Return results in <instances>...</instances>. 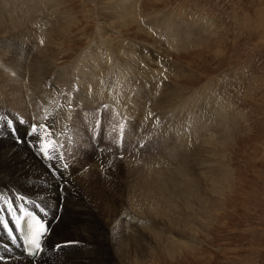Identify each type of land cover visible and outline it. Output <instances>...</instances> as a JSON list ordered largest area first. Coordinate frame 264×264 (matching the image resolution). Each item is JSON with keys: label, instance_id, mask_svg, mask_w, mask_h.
Returning <instances> with one entry per match:
<instances>
[{"label": "rangeland", "instance_id": "1", "mask_svg": "<svg viewBox=\"0 0 264 264\" xmlns=\"http://www.w3.org/2000/svg\"><path fill=\"white\" fill-rule=\"evenodd\" d=\"M58 1L62 5L61 13H63V15H65V17L71 21L69 25L70 27L72 26L71 31L67 32L64 45L65 47L62 49L63 54L59 56L56 62L57 69H62L69 65V63L78 53L81 52V50L86 49L91 45L88 40L97 36L100 31L96 28L97 24L104 25L106 28L108 27L106 20L113 9L114 0H108L109 5L107 6L101 5L98 0ZM117 1L118 0H115L116 5ZM138 1L140 7L142 8L140 12H142L144 16H150L154 19L158 18V16L169 17L173 23H185L189 25L193 28L192 30L194 33H200L203 38V42L200 45L189 47L185 51L176 52L165 49L164 46L161 45L162 43L158 41L157 37L151 34L149 27H146V29L142 28L140 31H138L137 24V26L129 25L130 27L127 26L122 28L120 33H112L113 31H110L111 28H108L107 31L111 33L112 38L115 39L113 45L114 48L123 47L124 49L126 43L131 42L132 44L136 45V48L134 45L132 46L134 50H140H136L137 54H135L134 57L141 56V58L147 59V63L143 60L146 66H149V63H152L150 60L151 57L153 58L152 60L154 62H158L159 67L163 70V73L157 79V81L161 84H159V91H163L164 88H166L165 90L168 89L167 91H179L180 94L178 93L177 95L178 100H176L175 105L178 106L182 101L188 100L191 103L190 107L193 108V111L190 112V110L185 109L187 107L184 104L176 108L178 112H176V110L173 112L168 110L163 111L149 109L148 103L146 108H144V105H142L143 107L141 106V108L148 109L149 113H152V120L154 122H159L160 126H165L168 124V118H165L167 115L168 117H173V119L176 121V119L182 120L183 118L181 115L184 114L183 117L186 119L191 117H197V120H202V117H206V119L208 118V120L212 122V125L208 123L210 128L218 121V112H220V109H224L223 114H229L227 117L228 127L225 129L227 132H221L219 139H214V135H209V140L205 144H207L206 148H209L207 149V152H209L208 154H210V151H213L214 153L216 152L217 157H215V159H217L218 163L221 162L222 164L224 171L223 176L220 177V180L224 181V178H228L229 180L228 182H222V192L217 196H214L215 194H212L211 192H208V194L206 192L205 195L210 197V201H214L215 203L213 204L212 202V205L209 203L202 210L194 213V215L201 218V221H194L196 226L192 230L197 233V236L191 240L192 242H189L187 239L189 243H182V241H184L182 240L183 237L175 240L171 237L172 234L169 235L174 227L170 226L165 216H163L165 211L163 212L161 209V206H163L161 204H151V206L156 207V211L159 209V215L156 217L157 219L149 225V220L147 221L146 218H144V206L142 203L136 202L134 203L136 207L134 205L131 206L129 204L130 201H127V195H131L132 197V195L135 194L139 197L141 193L145 191L144 189H147V187L149 188L150 183L148 181V177L143 172H135L143 166L129 164L131 165L130 168L134 169H130V172H134L135 175H127V173H125L126 169L128 168L126 165L127 163L125 162L128 161L127 156L129 153L130 156L131 154H136L134 157L145 158L146 156H150V150H153L154 147L156 150H158L161 146H163V141H166L170 151H167L164 148L162 155L152 158V161L160 157H168L169 159L171 155V158H176V156L180 153L186 154L185 150L180 152L181 149L175 143V136L171 132L169 135H167V139L165 138V140H162L159 138L157 131H155V133L151 136L150 133L147 132L148 128L140 124V121L136 122V119L130 117L129 114L122 113L123 116H121V114L115 109L105 108V103L103 104L100 102L107 99L102 92L97 93L94 97H90L86 91V94L88 95L87 100L96 104L92 105L90 109L86 108V105H83L84 103H81L79 99H75L72 96L73 93H71L76 89L75 85H71L75 82L74 74L77 72L81 73L82 66H76L75 73L67 74V71H64L58 75L51 74L45 83H39L34 87L27 85V82L30 84L28 72L25 71V68H23L22 70H19V72L16 71L17 73H15L14 63L11 62V60L9 61L8 56H11L12 54L14 57H16V59L18 58L20 61H23L21 58V55H23L24 61L27 60L26 64H28L29 59H27V56L31 54L30 52L33 49L31 47H27L28 42H24L23 34L25 31H23L22 35H20L24 26H21L18 31L14 30L10 32V17L13 19V13L16 16L17 14L15 10L9 11V3H12L10 0H0V26L3 22L6 23H3L4 25H7L6 27H0V46H5L4 49L6 50V52L2 53L3 58L0 57V76L2 77V79L0 77V84L4 81V84L10 85L11 82L9 77H14V75H12V71L14 74H16L13 81L15 83H21L22 91H46L45 85L47 82L56 83L54 91L65 89L63 90L64 93H71L72 106L75 108V110L78 109L77 111L79 113L76 114V121L78 123L79 135L83 137L82 141L85 142L86 139L88 140L87 135L82 134L83 132L86 133V127L82 122L94 124L97 123V120H99L101 123L106 124V126L110 128L111 132L110 130H107V133L110 132L109 134L112 135L111 137L114 136L111 138V140H106L110 141L112 145L111 150L113 152L109 153L107 151V156L111 158L109 160L111 162H109V165L111 166L114 163V165L111 166L113 172L111 174H105V176L102 174L104 177H101L107 181V184H103V179L102 181H98V179H96L93 182L95 184H99V186L94 187L95 189L100 187L103 189L105 188L104 191L107 193L109 191L114 202V207L112 208L115 210V214L113 216H101V213L97 212L96 209H94L95 206H93L91 203L87 204V207L81 208L80 205L85 204L87 199L84 193L83 198L81 192L79 193L78 189L74 187L73 195L71 194L72 198L70 199L71 196H69V201L74 200V203H77L76 207L80 209L71 210L72 206L68 207L64 210L65 214L63 215V218L58 216L57 221L52 222V224L56 225V227H59L57 229L55 227V229L50 227L51 233L48 236L49 243L48 245L46 243V246L48 249H50V252H52V247L56 245L53 240H57V242L63 241L60 244L70 240L80 241L79 245L76 247V251L75 245H73L63 248L61 251H59L60 253L58 252L61 254V264L66 262V255L68 253V255L71 254L68 259L70 264L74 263L72 258H75V264H78L80 259L81 264H92V262H90V259L93 257L92 254L82 255L80 257L73 256L74 253H78V251L80 252L87 246L95 249V253H99V250L102 252L104 251L106 253L104 255L106 257L104 258V262L107 264H264V0ZM39 9L40 8L38 7L37 10ZM31 14L32 12L29 14L26 13V15H20L19 18L24 19V22H26L31 19V16L32 18L36 17L37 12H34L32 15ZM39 25L47 26V23L35 24L31 28V32L34 35L37 34L33 32V29H36ZM26 26H29V24H26ZM26 28L27 27H25V30ZM114 29L116 31L118 28L116 27ZM44 32L45 30H42V33ZM95 33H97V35H95ZM29 36L32 37L31 35ZM32 42H39L38 45H41L39 40H32L29 42V44ZM94 43L99 45V39L95 38L93 44ZM12 44H15L14 48L18 56L15 54ZM99 48L104 49L102 46ZM145 48L152 54L157 51L160 54L161 64L159 57L143 55L144 52L147 54V50ZM91 49L92 48H89V50H87L88 57L91 54ZM152 50H154V52ZM93 65H95V62H93ZM106 65L108 67L110 66L109 64ZM92 67L93 66L89 68L86 67L85 69L91 70ZM139 67L141 66L139 65ZM5 73L6 75H4ZM106 74L107 73H103L101 80H104L108 77H110V79L112 78L111 80L114 79V75L109 76V74H107V76ZM21 75L22 77H20ZM26 75L27 78L24 77ZM164 75H167V79L163 78ZM130 77L131 79L134 78L132 76ZM81 78L86 79L85 81H81L82 84H80L82 86L83 84L85 86L92 85V81L89 80V77H87V79L81 75V77L78 79L79 82ZM116 79L119 80L117 83V89L118 91H122V83L126 80L121 77H116ZM167 82L169 84H167ZM11 85L13 84L11 83ZM92 86L94 88V85ZM145 86H148L147 80ZM6 87L9 88V86ZM11 90L13 91L12 87ZM126 92L124 91V93ZM201 95L205 99V101H203L205 102L204 107L199 101V96ZM23 96L33 116L34 112L39 110V108L42 113L41 106L38 104V102L34 103L33 101H30L28 98H26L24 93L23 95L20 93V97L22 98ZM122 99H125V97H122ZM64 101H68V97L66 95H61L60 101L57 102L58 106L65 107V105H68L67 102L66 104L63 103ZM82 102L84 101L82 100ZM21 104L23 103L21 102ZM228 104L230 106H228ZM225 106L229 108L231 107V109L228 110L229 112L226 108H223ZM32 107H34V109H32ZM4 110H0V116H4L8 113L14 116L16 115L14 114L15 112L19 113L21 116H27V114L18 112L14 108H7ZM198 111H203V113H199ZM125 114L127 116H125ZM82 116L85 117L83 121H81ZM170 121L172 122V120ZM235 121L239 124L238 128L236 127L237 123ZM161 122H163V124H161ZM233 124H235V126ZM141 125L143 128H141ZM121 126H123L124 133L122 141L121 133H119L121 132ZM168 127L171 128L172 126L168 125ZM2 129L3 127L0 128V133H2ZM233 130H238V132L236 131L235 134L233 133L234 135L230 136L231 134L229 135V133ZM21 132V136H23L24 130L22 129ZM200 133V129L194 128V131L191 132V135L196 138ZM224 134H227L228 143L221 146L220 141H222ZM10 138L15 142L11 136L8 137L5 134L0 136V141L9 143L10 141H8V139L11 140ZM170 140H172L174 143H172ZM82 141L81 139L77 141L75 140L76 146L82 145L81 155L79 156L78 154H75V156H79L76 158V160L89 161L92 156H89L86 153V150L90 155H93L96 151L90 143H87L89 147H86ZM120 142L125 143V146H119ZM168 142H171L172 144ZM2 144L0 143V152L9 147V145ZM22 145H24L25 149L30 153V159H37L32 155L25 143L20 144V146ZM67 146L68 145L64 144L65 148H63L68 150L69 146L68 148ZM176 149L180 153L173 154L172 152H178ZM9 150H11V147H9ZM98 153H101L99 157L106 156V153L103 151ZM115 154L118 156V158ZM121 156L122 158H120ZM187 156L188 155H185V157ZM27 157L29 156H20L21 159H19V161L23 166V169L16 163H4L0 159V190L4 189L10 193V190L16 189L28 197H33L35 190L33 189L30 191L24 189L22 185H27L29 183L30 185L28 186L31 188L32 184L34 187H38L42 186L38 181L43 180L36 177V174L30 173L32 165L30 164V160ZM205 157L206 156H203L202 159ZM113 159H116L117 161L112 162ZM188 160L190 161L191 158L182 162L177 174H174L178 181L182 182L184 178H188L187 176L190 177L195 172V169L196 172L203 170H200L198 167L201 163L200 160H191L192 163L190 165H188ZM37 161L39 162L38 159ZM143 162L149 163L148 160L147 162L146 160ZM174 165L172 166V169L174 168ZM207 166H210V161ZM42 168L45 169L44 167ZM188 168L190 169L189 171ZM192 171L194 172L192 173ZM115 172L118 173L116 175H112ZM139 172L140 174H138ZM159 175H161V173L154 176ZM208 182L206 185H208ZM177 186L178 188L175 191L177 194L174 192V196L179 198L175 197V201L177 199L185 200L181 184H178ZM153 187L156 189V191H161L162 193V190H160L161 184L159 182H156ZM79 189L82 190L81 188ZM169 196H171V193ZM60 199L59 202L62 204V202H64V198L60 197ZM178 200L176 203L183 204L185 202L184 200ZM136 208L140 211H134ZM81 210H89L92 212V214H87L86 219H83V221L81 220L75 224L74 222L81 218L78 216V212ZM129 210H132V212ZM53 215L54 214H52V216ZM71 216H73V218H70ZM92 220H94V224H92ZM71 221L73 224H71ZM191 223L192 221L190 220V225ZM132 224H141L144 227L141 235H139V229V236L134 241L133 239L125 238L122 235V232L125 235L130 233L131 228L133 227ZM147 225L150 227L152 226L153 230L151 232L155 233L154 236H150L147 229H145V227L147 228ZM105 226L107 228H105ZM88 230L90 232L89 235L101 231L102 234L107 236L109 239V236H112L113 239L118 238V242L120 241L122 244H125L126 248H130V251L119 253V255H117V253L112 247H110L109 244H106L105 247L104 242L97 241L95 238L96 236L93 240L85 236ZM129 236L134 237L133 234H129ZM168 240L170 242L181 244L179 245V248L175 250L169 248L166 249L159 245L160 243L165 247L169 242ZM5 247L7 253L11 255L9 249L14 250L13 245H5ZM11 256L14 258L19 257H16L15 255ZM78 257L79 260L77 261L76 259H78ZM45 260L46 259L43 258L42 263ZM101 262H103V259H101Z\"/></svg>", "mask_w": 264, "mask_h": 264}, {"label": "bare ground", "instance_id": "2", "mask_svg": "<svg viewBox=\"0 0 264 264\" xmlns=\"http://www.w3.org/2000/svg\"><path fill=\"white\" fill-rule=\"evenodd\" d=\"M98 1L100 2L101 5H104V6L109 5L108 0H98ZM10 2H12V3H9L10 4L9 5L10 10L9 11L15 10L16 14H17V16H16L12 12L14 15L13 19H11V17H10V24H9V27L11 26L10 32L14 31V30L18 31V29H20L21 26H24L23 30H21V34L20 33L19 34L22 35L23 31H25V33L23 34L24 42H28L27 47H31L33 50L30 52L31 54H29L27 56V59H29L28 64H26L27 60L24 61L23 55H21V58L23 59V61H20L18 58L16 59V57H14L12 54H11V56H8V59H9V61L11 60V62L14 63V68H15L14 72L15 73L19 72V70H22L23 68L26 69L25 71H27L29 74L28 79H29V83H30V84H28V82H27V85H31L34 87V86H37L39 83H45V81L47 80V78L51 74L58 75V74L63 73L64 71H67V74L75 73L76 66H82L81 73L77 72L74 74L75 75L74 76L75 77L74 83H76V84H74V83L71 84V85H75L76 89H75V91H72V92L70 91V92L73 93L72 96L75 99H79L81 101V103H84L83 105H86V108L90 109V107L92 105H96V104L92 103L91 101L87 100L88 95L86 94V91L88 92L90 97H94L97 93L102 92L106 96L107 99L105 101H100V102L110 103V104L114 105L118 110H120L123 114L127 113L130 115V117H133L134 119H136V122L140 121V124H142L146 128H148L147 132L150 133L151 136L155 133V131L158 132V136L162 140L163 139L165 140V138L167 137V135H169L170 132L175 136L174 141L178 145V147H180V149H181L180 152H183L184 150L186 152V154L180 153L178 151L179 148H178V150L176 149L178 152H176V153L172 152L173 154L180 153L176 156V158H171V156H172L171 155L169 159H168V157H162V158L160 157V158H157L154 161H152L153 160L152 158L159 157L162 155V151L164 148L167 151H170L166 141L162 142L163 146H161L158 150H156L155 147L153 146L155 150L154 149L150 150L151 151V152H149L150 156H146L145 158L134 157V156H136V154H134V155L131 154V156H130V153L128 154V152H127L128 161H125V162L127 163L126 165L128 166V168L126 167L127 169H126L125 173H127V175L128 174L135 175L134 172L133 173L130 172L131 170H134V169L130 168L131 165H129V164H136L138 166H143V167H140L135 172H137V171L143 172L148 177L149 183L152 185L151 186L149 184V188L147 187V189H144L145 191H143L139 197L136 196L135 194H133L132 197H131V195H127V201H130L129 204L131 206L132 205L135 206L134 203H136V202L142 203V205L144 206V209H143L144 210L143 211L144 212V218H146L147 221L148 220L150 221V222L148 221L149 225L154 220H156L157 219L156 217H158V215H159V213H158L159 209H158V211H156L157 210V209L155 210L156 207L151 206V204L157 203V204L163 205V206H161L162 207L161 209L163 210V212L164 211L165 212H164V215L163 214H160V215L165 216V218L168 221V224L170 226L174 227V229L169 233V235L172 234L171 237L175 240H178L181 237H183L182 240H184V241H182V243L192 242L191 240H193V238H195V236H197V233L195 231H193L192 229L196 226L195 222L201 221V218L194 215V213L199 211V210H202L209 203H211V205H212V202H213V204L215 203L214 201H210V197L205 195L206 192H207V194H208V192H211L212 194H215L214 196H217L218 194H220L222 192V185H223L222 182L223 183H224V181L228 182V180H229L228 178H226V179L224 178V181L220 180V177L223 176V171H224L222 164H221V162L218 163L217 159H215V157H217L216 152L214 153L213 151H210V154H208L209 152H207V149H209V148L208 147L206 148L207 144H205L209 140L208 139L209 135H214V137H215L214 139H219L221 132H224V133L227 132V131H225V129L228 127V118L227 117L229 116V114L228 113L223 114L224 109H220V112H218L219 119L216 123L213 124V126L211 128H210V126H208V123H210V125H212V122H210L208 120V118L206 119V117L205 118L202 117V120H200V119L197 120V117H191V118L186 119L185 117H183L184 114L181 115L180 112H179V114L182 116L183 119L182 120L176 119V121H175V119H173V117H171V116L168 117V115L166 114L167 117H165V118L166 119L168 118V121L172 124H170L168 122L167 125L160 126L159 122H154L151 118L152 113H149L148 109H144V108H146L147 103L149 104V109L163 110V111L168 110V111H173V112H175V110L178 106L180 107V105L184 104L187 107L185 109H188V110H190V112H192L193 108L190 107L191 103L188 100H186V101H182L181 104L177 106V105H175V103H176V100H178L177 95H178V93L180 94L179 91L178 92L172 91L171 89H170L171 91H167L168 89L165 90L166 88H164V90L160 92L159 91V84L160 83L157 81V79L163 73V70L159 67V65H158L159 63L154 62L152 60L153 58L149 57L152 63H149V66H146L144 64V61L147 63V59L141 58V56L134 57V55L137 54V51H140V50L139 49L138 50L136 49L137 51L134 50V48L132 46L134 45V47L136 48V45L132 44L131 42H127L124 49H123V47L122 48L121 47L120 48H118V47L114 48L113 45H114L115 39L112 38L111 33H109L107 30H108V28H111L110 31H113L112 33H114V32L120 33V30L122 28H125L129 25L133 26L136 24L138 25V26L136 25L138 31H140L142 28L146 29V27H149L151 34L157 37L158 41L160 43H162L161 45H163L165 49H168V51H176V52L185 51L189 47H194V46L200 45L203 42V38H202L201 34L200 33H194L192 30L193 28L190 27L189 25L185 24V23H173L169 17H164V16L162 17L160 15L161 17L158 16V18L154 19V18H151L150 16H148V17L144 16L142 14V12H140L142 10V8L140 7L138 0L137 1L136 0H118L117 5H116L115 0H114L113 9L111 10L109 17L106 20L108 27L106 28V27H104V25H98L97 24L96 28H97V30H100L101 32L99 31L98 35H97V33H95V35H97V36H95L94 38H90L88 40V42H90L91 45L90 46L88 45L89 46V47L87 46L88 48L81 50V52L78 53L74 57V59L69 63V65H67L66 67H64L62 69H57L56 62H57L59 56H61L63 54L62 49H64L63 47H65L64 45H65L67 32L71 31V27H72V26L70 27V25H69V23L71 21L67 17H65V15H63V13H61V9H62L61 6L62 5L60 4V2L58 0H10ZM38 7L40 8L39 10H37ZM29 11L32 12V14L34 12H37L36 17L32 18V16H31V19H29L26 22H24V19L19 18L20 15H26V13L29 14L30 13ZM3 23H5V22H3ZM3 23L0 26L1 28L7 26V25H4ZM44 23H47V26L46 25H39L36 29H33V32L37 35H34L31 32V28L35 24H44ZM7 24H8V22H7ZM26 24H29V26H26ZM25 27H27L26 30H25ZM116 27L118 29L115 31L114 28H116ZM149 28H147V29H149ZM42 30H45V32L42 33ZM204 31H206V30H204ZM150 32H149V34H150ZM29 35H31L32 37H30ZM37 36H39V37L43 36V37L39 38ZM95 38L99 39V41H100L99 45H97L95 43L93 44ZM32 40H39L41 42V45H38L39 42H32L31 44H29V42ZM128 41H130V40H128ZM14 45L15 44H12V47H13L14 52H15ZM101 46L104 47V49L99 48ZM4 47L0 46V57L1 58H3L2 53L6 52ZM89 48H92V49H91V54L88 57V53H87L88 51L87 50H89ZM154 49H156V48H154ZM152 51L154 52V50H152ZM146 52H147V54L145 52H144V54L142 52L141 53L143 55H150V56L159 57L160 64H161L160 54L157 51H155L154 54L150 53L149 50H147ZM15 54H16V52H15ZM87 57H88V60H87ZM93 62H95V65H93ZM106 64H109L110 66L108 67ZM155 64H157L158 66ZM139 65L141 67H139ZM91 66H93L91 70L85 69L86 67L89 68ZM117 66H119V67H117ZM106 67H108V68H106ZM155 67H157V68H155ZM10 68H12V67H10ZM14 72L12 71V75H14V77L13 78L9 77L10 82L13 85H11V83H10V85L4 84V81H3V83L0 84V110L3 111L4 109H7V108H14L18 112H21V113L23 112V113L27 114V116H21L19 113H16V112L14 113V114H16V115L18 114L20 117L24 118V121L26 122L25 125H17L19 128L20 135L22 133L21 132L22 129L25 131L27 124L36 122L33 119L34 116H38V117L42 116L45 113V111L52 113V116L50 117V119L48 121L49 123L52 122L53 118L59 122L55 126V133L59 135V138H61L62 133L67 131V129L63 125L66 124L65 122H69L70 127H71V132L68 134L67 138H69V136H72V139H71V141L66 139L67 143L70 144V146H69V148L67 146L68 150L67 149L65 150V151H67L68 154H70L69 158L71 159V161L69 163V177L63 179L62 176L59 175L58 178H54L52 173L50 171H48V168L45 165L44 166L40 165L39 162L34 158L30 159V153L25 149L24 145L20 146V144H16L11 138H10L11 140L8 139V141H10L9 143L0 141L1 144L3 143L4 145H9V147H11V150H9V147H8L7 149L0 152L1 161L4 163H7V162H11L12 164L16 163L17 165H19L23 169V166L20 164V161H19V159H21L20 156H22V155L29 156L27 158L30 160V164L32 165V169H31L30 173L36 174L37 175L36 177H38L39 179L42 177L41 180H43V181H40V180L38 181L40 183V185H42V186L34 187L32 184V188H31L30 186H28V185H30L29 183L27 185L23 184L22 186L24 189H27L30 191L34 189L35 191L33 193V197H29V198H32L33 202L38 203L43 209L46 210V212H48L50 214L51 213L54 214L53 216H56L58 214V216L63 218V215L65 214L64 210L68 207H71V206H72L71 210L80 209V208L76 207L77 203L76 202L74 203V200L69 201L72 198L71 194L73 195V192H74L73 188L74 187H76L78 189L79 193L81 192L82 195L84 193V195L87 199L85 204L80 205L81 208L87 207V204L91 203L93 206H95L94 209H96L97 212L101 213L100 214L101 216H113L115 214V210L112 208V207H114L113 206L114 202L111 198L109 191L107 193L104 191L105 188L103 189L100 187L98 189H95L94 187L99 186V184L98 183L95 184L93 181H95L96 179H98V181H102V179H103V181H102L103 184H107V181H105L103 177L105 176V174L107 175L108 173L111 174L113 172L111 166H113L114 163L110 166L109 160L111 158H109V156H107V152H106V156L99 157V155L101 153L99 154L97 152L96 148H94V147L93 148L96 152L93 155H90L89 152L86 150V153L89 156H92V158L89 161L76 160V158H78L81 155L82 145L76 146L75 140L77 141V140L81 139V141H82V138H83L81 135H79L78 123L76 121V114H79L77 111L78 109L75 110V108L73 107L72 110H67L66 108H59L56 105V103L58 101H60L62 92L64 93L63 90H65V89H62L60 91H54L56 83L47 82L45 85L46 91H22L21 83L20 82L15 83L13 81L15 78V75H16V74H14ZM103 73H107V74H109V76L114 75V79L111 80L112 78L110 79V77H108V78H105L104 80L103 79L101 80ZM1 75H2V73H1ZM4 75H6V73ZM81 75L86 77V78L89 77V80L92 81V85H94V88L92 85L91 86L90 85L85 86L83 84V86H82L81 81H85L86 79L81 78L80 82H79L78 79H79V77H81ZM130 76H132L134 78L131 79ZM20 77H22V75ZM24 77L27 78V75ZM116 77L117 78L121 77V78L126 80L122 83V91L123 92L118 91V89H117V83L119 82V80L116 79ZM163 78L167 79V75H164ZM1 79H2V77H1ZM146 80L148 82L147 87L145 86ZM164 81H163V83H164ZM167 84H169V83L167 82ZM6 86H9V88H7ZM162 86H164V85H162ZM11 87H12L13 91L11 90ZM90 89H91V91H90ZM3 90H5V91H3ZM19 90H21V91H19ZM180 90H182V89H180ZM124 91L125 92L127 91V92L124 93ZM20 93L22 95L24 93L26 98H28L30 101H33L34 103L38 102V104L41 106L42 113H41L40 108H39V110H36L34 112V116H33L30 108L28 107V104H27L24 96L21 98ZM132 93H133V95H132ZM122 97H125V99H122ZM82 100L84 102H82ZM180 101H177V102H180ZM199 101L201 102V105H203V107H204L205 102H203V101H205V99L203 98L202 95L199 96ZM21 102L23 104H21ZM66 102L64 101L63 103L66 104ZM210 104H211V102H210ZM142 105L145 106L143 108L144 110L141 108ZM199 105H200V103H199ZM228 106H230V105L228 104ZM217 107H219V106H217ZM223 108H226L227 111L231 109V107L229 108L226 106ZM32 109H34V107H32ZM85 110H87V109H85ZM79 111H81V110H79ZM176 112H178V111L176 110ZM200 112L203 113V111H200ZM220 113H221V115H220ZM121 116H123V115H121ZM125 116H127V115L125 114ZM233 118H234V116H233ZM163 120H165V119H163ZM170 120H172V122ZM160 121H162V120H160ZM231 123H229V124H231ZM161 124H163V122H161ZM168 125L172 126V127L170 128V127H168ZM233 125L235 126V124H233ZM241 126H242V124H241ZM236 127L237 128L239 127L238 123L236 124ZM107 128H108L107 130H110L109 127H107ZM141 128H143V126ZM194 128L200 129V132H201L196 138H194L191 135V132L194 131ZM116 130H117V128H116ZM236 131L238 132V130L231 131L229 133V135L230 134H231L230 136L234 135L236 133ZM85 132H86V130H85ZM110 132H111V130H110ZM206 132H208V133H206ZM119 133H121V132H119ZM82 134L87 135V133H84V132ZM5 135H7L8 137L11 136L10 134H7V133H5ZM123 135H124V133H123ZM113 137H111V138H113ZM1 138H4V137H1ZM85 138H86V136H85ZM87 138H88V135H87ZM109 140H111V139H109ZM170 141H172V140H170ZM227 141H228L227 140V134H224L222 137V141H220L221 142L220 145L223 146L224 144L228 143ZM82 142H84V141H82ZM87 143L88 144L90 143L89 138H88V140L86 139L84 142L85 146L89 147V145ZM168 143L172 144L174 142L172 141V143L171 142H168ZM218 146H219V144H218ZM75 154H78L79 156L77 157V156H75ZM185 155H188V156L185 157ZM203 156H206V157L202 159ZM189 158H191L192 161H195L197 159H198V161L199 160L201 161V159H202V161L198 167L200 170H202V169L203 170L200 172H196V169H195V172L192 171V173L193 172L194 173L190 177L187 176L188 178H184L182 182L178 181L176 179L177 177L174 176V174L175 173L177 174V171L179 170L181 163L186 161ZM145 160H146V162L148 160L149 163L148 162H147L148 164L144 163L143 161H145ZM191 160L190 161L188 160L189 161L188 165H190L192 163ZM116 161H117L116 159H113L112 162H116ZM209 161H210V166H207L209 164ZM174 163H175V165H174ZM145 164H147V165L144 166ZM173 165H174V168L172 169ZM42 167H44L45 169H43ZM194 167H196V166H194ZM21 168H20V170H21ZM189 170L190 169L188 168V171ZM117 173L118 172H115L112 175H116ZM159 173H161V175L154 176V175L159 174ZM102 174H104V176ZM138 174H140V172ZM101 176H103V177H101ZM126 176H125V178H126ZM97 177H101V178H97ZM126 181H128V180H126ZM132 181H133V179H132ZM132 181H130V182H132ZM156 182L157 183L159 182L161 184L160 190H162V193H161V191H156V189L154 188L155 186L153 187V185L156 184ZM207 182H208V185H206ZM178 184H181L182 191L184 192L183 196H184L185 200L184 199L183 200L185 202L183 204L176 203V201L178 199L175 201L176 196H174V192L177 190ZM61 185H63V188H64L63 193H61V191L59 190ZM156 187H157V185H156ZM206 187H207V189H206ZM79 188H81L82 190H80ZM109 190L111 191L110 188H109ZM17 192H19V191H17ZM170 193H171V196H169ZM20 194L28 197L27 195H25L22 192ZM84 195H83V198H84ZM69 196H71L70 199H69ZM60 197L64 198V202H62V204H60V202H59ZM176 198H179V197H176ZM179 200H182V199H179ZM129 209H131V208H129ZM129 211L132 212V210H129ZM134 211H140V210L136 208V210L134 209ZM87 214H92V212L89 210H87V211L81 210L80 212H78V216H80L81 218L76 220L74 223L76 224V223L80 222L81 220L83 221V219H86ZM73 216H71L70 218H73ZM122 218H123V215H122ZM144 218H142V219H144ZM190 220L192 221L191 225H190ZM121 223H122V221H121ZM71 224H73L72 221H71ZM92 224H94V220H92ZM105 225H106V223H105ZM149 225H147V228L145 227V229H147L150 236H154L155 233L151 232L153 230V228H152V226L150 227ZM197 225H198V223H197ZM132 226L133 227L131 228V231L129 234H133L134 237H130L129 234L125 235V234H123V232H122V235L125 238H128V239L130 238V239H133V241H134L136 238H138L139 235H141L142 231L144 230V227L141 224H139V225L132 224ZM52 227L53 228L55 227L57 229L59 226L56 227V225L53 224ZM105 228H107V227L105 226ZM91 229H94V228H91ZM139 229H140V234L138 232ZM85 230H86V228H85ZM50 233H51V231H50ZM89 233L90 232L88 230L87 234L85 236H87L88 238H91L92 240L96 238L97 241L104 242L105 247H106V244H109L110 247H112L114 249V251L117 253V255H119V253H125V252L130 251V248H126L125 244H122L120 241L118 242V238L113 239L112 236H109L110 237V239H109L107 236H104L101 231L97 232V233H93L91 235H89ZM166 237H168V236H166ZM48 239H49V237H47L44 240V242H46L47 245L49 243ZM153 239H155V238H153ZM187 239L189 242L187 241ZM53 241L55 244L63 242V241L57 242V240H53ZM15 242H17V243H15ZM89 244H90V242H89ZM180 244L181 243H175V242L169 241L168 244L164 247V245L159 243V245L161 247L163 246V248H166V249L169 248L172 250L179 248ZM5 245L6 246H12L13 245L14 250L12 249L13 250L12 251L11 249H9V252L11 253V255H15L16 257L17 256H19V257L14 258L9 253H7ZM76 247H77V245H75V251H76ZM87 247L83 248L80 252L78 251V253H74L73 256H79L80 257L82 255L92 254L93 257L90 259L91 260L90 262H92V264H107L106 262H104L105 261L104 258H106L104 256L106 254L104 251L102 252L99 250L98 251L99 253H95V251H94L95 249H92L90 246H87ZM44 249H45L44 253H42L41 255H36L34 260L44 258L46 260L42 264H61L60 263L61 254H59L60 252L59 253L56 252L54 254V252H50V249H48V247L45 245H44ZM126 249H128V250H126ZM16 252H17V254H16ZM0 254H1L0 255L1 259H2V260H0V264H37V262L30 261V259L28 257H26L22 254V251L18 245V239L16 236H15L14 241H9L8 239L3 238V235L1 232H0ZM68 254L66 255V258H67L66 262H64L62 264H70L68 259H69L71 254L70 255H68ZM79 257H78V259H76L77 261L79 260ZM101 259H103V262H101ZM72 261L74 262L73 264H75V258H72ZM78 264H81V259L78 261Z\"/></svg>", "mask_w": 264, "mask_h": 264}, {"label": "snow or ice", "instance_id": "3", "mask_svg": "<svg viewBox=\"0 0 264 264\" xmlns=\"http://www.w3.org/2000/svg\"><path fill=\"white\" fill-rule=\"evenodd\" d=\"M62 95L68 97L67 104L69 109H71V93H62ZM104 107L108 108L107 105H104ZM51 116L52 113L48 111H45L42 116H34L33 119L36 122L27 124L23 136L20 135L17 125H24L26 123L24 120H20L17 117L12 116L10 113L0 116V120H3L5 127L9 130V134L17 144L28 143L29 147L33 148L43 159L48 160L50 162L47 165L48 171L52 173L54 178H58L59 167H67V165L62 163L64 161V153L62 152L64 145L60 141L59 135L55 133V126L59 122L53 118L52 122L49 123L48 121ZM99 124L100 121L97 120V125ZM122 140L123 126H121V141ZM54 165H58L59 167ZM40 179H42V177ZM60 191L63 193V185L60 186ZM21 200L23 201L22 203L15 205L12 201H0V215L7 212L9 217L13 218V222L17 228L20 227L21 220L24 219L30 228L28 244L32 246L31 254L34 256L41 255L45 250L43 241L50 234V228L45 221L36 217L27 209L26 205L28 201L26 198H21ZM32 203L34 207L40 208L42 212L45 211L38 203ZM9 235H12L11 231H9ZM79 243V241H65L63 244L58 243L54 245L51 251L59 252L65 247L78 245Z\"/></svg>", "mask_w": 264, "mask_h": 264}]
</instances>
